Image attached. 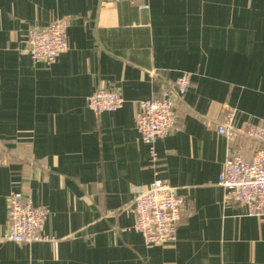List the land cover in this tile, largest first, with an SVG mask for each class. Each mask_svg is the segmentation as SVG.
<instances>
[{"label":"crops","instance_id":"0c3cea01","mask_svg":"<svg viewBox=\"0 0 264 264\" xmlns=\"http://www.w3.org/2000/svg\"><path fill=\"white\" fill-rule=\"evenodd\" d=\"M68 22L67 48L50 66L25 52L27 32ZM183 73L176 126L150 149L138 103ZM114 89L121 109L96 117L86 99ZM264 122V0H0V236L8 195L49 211L55 242L0 240V264H264V223L223 202L218 178L234 146L218 133ZM160 179L186 199L173 243L146 245L126 214Z\"/></svg>","mask_w":264,"mask_h":264},{"label":"built area","instance_id":"2783aa9c","mask_svg":"<svg viewBox=\"0 0 264 264\" xmlns=\"http://www.w3.org/2000/svg\"><path fill=\"white\" fill-rule=\"evenodd\" d=\"M108 3L128 2L137 4L142 0H106ZM68 22L56 20L42 28L27 32L25 51L36 64L47 66L56 62L67 48ZM190 75L183 73L172 87L165 86L158 97L138 103L136 130L141 141L150 149V158L156 163L155 144L168 137L176 126L174 105L190 86ZM124 99L114 89H99L86 99L87 108L98 117L104 112L119 110ZM236 111L228 109L218 133L234 142L240 136L257 142L258 148L250 160H245L242 151L234 146L223 164L218 186L224 190L223 202L245 207L246 216L258 218L264 223V122L246 123L242 129L234 127ZM0 164L4 162L0 161ZM7 229L0 240L19 245L55 242L44 232L49 211L35 207L29 198L11 192L7 198ZM187 210L184 196L168 183L154 179L145 189L137 192L130 205L124 207L126 214L134 217L132 229L142 235L146 245L161 246L173 243L177 227Z\"/></svg>","mask_w":264,"mask_h":264}]
</instances>
